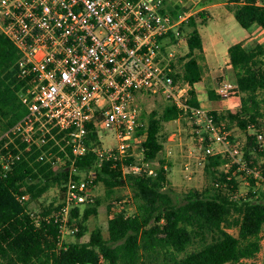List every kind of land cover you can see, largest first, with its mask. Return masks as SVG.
I'll use <instances>...</instances> for the list:
<instances>
[{
	"label": "trees",
	"instance_id": "1",
	"mask_svg": "<svg viewBox=\"0 0 264 264\" xmlns=\"http://www.w3.org/2000/svg\"><path fill=\"white\" fill-rule=\"evenodd\" d=\"M227 2L242 28L264 30V5L258 4L264 0ZM169 12L177 17L178 6ZM211 18L210 12L203 9L179 28L181 36L183 32L187 34L188 53L181 58L184 62L175 78L191 85L189 104L195 108H203L195 88L205 73V40L200 28L207 26ZM228 55L240 99L225 102V110L210 113L223 131L236 127L246 134L241 150L247 167L264 170V150L256 144L257 134L264 133L260 98L264 92V44L240 41L229 47ZM19 58L17 47L0 31V137L27 114L20 98L24 81L18 76ZM208 94L211 101L221 100L214 89H209ZM181 114L170 102L161 118L156 112L147 117L141 114L143 125L137 135L147 134L141 144L143 162L152 164L163 153L162 121H175ZM250 130L258 133L250 134ZM63 137L64 133L58 135L65 145ZM98 144V133L91 128L86 141L88 150L83 156H72L71 147H66L71 156L67 166L60 168L47 155L50 150L65 157L53 141L25 151L10 170L3 172L0 168V264H102V260L109 264H256L264 232L263 182L231 163L229 153L209 157L207 171L213 182L210 187L178 195L170 186L164 160L157 168L152 166L156 175L128 173L124 168L141 163L137 157H100L93 151ZM21 148L24 150L25 145ZM72 161L79 171L73 178L79 180L81 172L94 171L91 185L94 189L102 183L107 197L128 186L133 211L127 207L110 210L108 235L96 227L88 240H82L88 234L87 221L98 214L101 206L100 199L93 196V201L88 202L91 206L83 213L79 206L70 210L66 225L74 239L60 243L63 222L52 216L65 206L66 197L60 205L51 203L37 214L31 205L50 188H59L66 195L70 179L67 168ZM227 164L231 165L226 167ZM220 167L223 170H218ZM239 179L249 186L244 196L238 194ZM230 229L238 230V234Z\"/></svg>",
	"mask_w": 264,
	"mask_h": 264
},
{
	"label": "built area",
	"instance_id": "2",
	"mask_svg": "<svg viewBox=\"0 0 264 264\" xmlns=\"http://www.w3.org/2000/svg\"><path fill=\"white\" fill-rule=\"evenodd\" d=\"M171 8V0H0V31L19 50L18 76L24 81L20 98L27 108V114L0 137L3 172L25 151L53 141L65 157L50 150L47 155L60 168L67 166L71 156L66 147H71L72 156H83L91 128L98 133L99 144L93 149L98 156L142 157L141 144L147 134L137 135L143 125L139 102L154 95L165 97L182 111L175 122L187 114L202 117L211 144L225 146L221 153H229L231 163L252 172L263 186L264 170H249L241 148L231 144V133L215 124L210 111L192 107L191 85L176 81L173 41L181 38L180 26L195 12L173 17ZM218 95L224 101L240 99L237 85L226 79ZM61 133L65 145L58 139ZM102 133H115L118 147L104 149ZM256 144L264 150L263 132L257 134ZM214 151L211 145L207 147L204 158L214 156ZM67 170L65 206L52 216L63 222L60 243L70 210L93 201L94 196V171L76 180L73 176L79 171L74 161ZM124 172L156 175L152 165L143 161Z\"/></svg>",
	"mask_w": 264,
	"mask_h": 264
},
{
	"label": "rangeland",
	"instance_id": "3",
	"mask_svg": "<svg viewBox=\"0 0 264 264\" xmlns=\"http://www.w3.org/2000/svg\"><path fill=\"white\" fill-rule=\"evenodd\" d=\"M221 3L223 5H221ZM227 3V0H171L173 8L178 6L179 14L183 12L196 13L206 6H208V10L212 14L209 24L200 28L204 40L206 41L207 50H205V53L206 55L208 54L209 61L208 59L206 60L205 57V61L203 62L205 68L204 77L196 86L199 98L202 100L203 108L208 111L225 110V102L236 101H224L222 99L220 101H211L208 94L209 89H214L215 91L216 89L218 90L224 79L229 80L234 84L236 83L228 61L229 55L226 52V45L229 44L228 41L214 43L211 36L227 34L226 38L229 40L237 33L243 34L244 32H247V30L242 28L237 22L233 13L229 10ZM246 35H248V37L244 38L243 36H237L235 39L236 41H257L264 44L263 36L260 37L259 33L254 34V36H249V33ZM186 38L187 34L183 32L181 38L178 39L177 37L175 41H173L175 49L177 50V71L178 69H181L184 62L181 61V58L188 53ZM260 98L262 99V111L264 114V92L260 93ZM167 103H169V101L163 96H144L139 102L140 113L142 116L145 114V117H147L156 112L158 117L161 118L164 107ZM190 116L191 114L184 115L179 122L162 121L161 140L164 144V150L163 153H161L151 164L153 167L157 168L160 165V160L166 162L165 166L168 172L170 186L178 195H181L190 189H205L210 187L213 183L212 176L210 172L207 171L209 157L206 159L204 158L207 147L211 145L214 148V156L218 154H226V152L221 153L225 150V146L218 143L211 144L209 139L210 132L207 123L202 121L203 118L199 116ZM261 125L264 127V118L261 121ZM230 133L232 138L230 141L234 146L233 148H241L246 142V134L236 127L231 129ZM249 133L256 134L258 132L250 130ZM101 139L102 147L104 149L116 148L119 145L115 133H102ZM137 158L139 162L143 161V156H138ZM187 164H190L188 169L186 168ZM223 168L224 167H220L218 170L221 171ZM89 172L91 171H83L81 172V175L84 177ZM239 182L238 194L244 196L247 194L249 186L244 181H241V179H239ZM262 187H264V185ZM93 194L94 197L100 199L101 206L98 207V214L91 216L87 221L88 234L82 240H88L91 231L96 227H100L105 236L108 235L107 228L108 220L111 217L110 210H118L119 208L127 207L133 211V206L131 205L132 192L128 186L118 189L116 194L107 197L104 185L99 183L94 186ZM65 197V192L61 189L50 188L42 198L38 199L31 205V209L37 214L41 209L47 207L51 203L55 206L60 205L65 201ZM90 206V203L79 206L81 207L80 212L83 213L84 210ZM230 231L236 235L238 234V230L236 229H230ZM64 236V240L67 242L74 239L68 231ZM260 243L261 249L257 254L256 264H264V232L262 233ZM101 263L109 264L106 260H102Z\"/></svg>",
	"mask_w": 264,
	"mask_h": 264
},
{
	"label": "crops",
	"instance_id": "4",
	"mask_svg": "<svg viewBox=\"0 0 264 264\" xmlns=\"http://www.w3.org/2000/svg\"><path fill=\"white\" fill-rule=\"evenodd\" d=\"M226 4V3H225ZM221 5H223L222 3H221ZM213 6H217V5H213ZM203 9H205V10H207V11H209L208 10V6H206V7H203V8H201L200 10H203ZM199 10V11H200ZM232 13V12H231ZM211 14V13H210ZM211 16H212V14H211ZM247 33H249V36L250 35H252V36H254V34H260V37L261 36H263L262 38L264 39V30H261V29H258V28H252L251 30H247V32H244L243 34H240V33H237L236 35H234V36H232L229 40L226 38L227 37V34H223V35H212L211 36V39H212V41H214V43H219V42H221V43H223V42H225V41H228V43L229 44H227L226 45V52H227V54H228V49H229V47L232 45V44H234V43H237V42H239L240 40H238V41H236V37L237 36H243L244 38L245 37H248V35H246ZM245 35V36H244ZM242 37V38H243ZM204 38V37H203ZM256 38H258V37H256ZM205 50H207V48H206V41H205ZM205 55H206V53H205ZM208 55V54H207ZM206 55V60L208 59V56ZM208 61H209V59H208ZM228 61H229V58H228ZM196 86H197V84L195 85V88H196ZM197 89V88H196ZM198 91V90H197ZM216 91H218L217 89H216ZM217 94H218V92H216ZM200 99V98H199ZM200 101L202 102V100L200 99ZM203 105V104H202Z\"/></svg>",
	"mask_w": 264,
	"mask_h": 264
}]
</instances>
